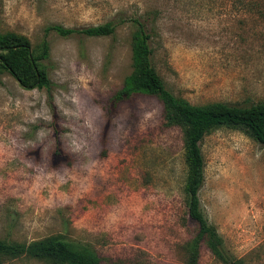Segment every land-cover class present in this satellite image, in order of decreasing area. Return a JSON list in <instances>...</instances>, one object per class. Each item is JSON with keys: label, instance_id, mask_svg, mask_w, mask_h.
Listing matches in <instances>:
<instances>
[{"label": "rangeland", "instance_id": "obj_1", "mask_svg": "<svg viewBox=\"0 0 264 264\" xmlns=\"http://www.w3.org/2000/svg\"><path fill=\"white\" fill-rule=\"evenodd\" d=\"M137 18L147 20L154 64L176 96L264 101V0H0V32L34 46L47 38L51 48L50 86L27 89L0 73L1 239L60 235L93 246L105 264H190L199 225L184 192V130L165 124L156 96L115 100L133 70ZM105 23L114 34L55 28ZM202 150L201 208L224 258L203 243L198 264H264V145L220 127Z\"/></svg>", "mask_w": 264, "mask_h": 264}, {"label": "trees", "instance_id": "obj_2", "mask_svg": "<svg viewBox=\"0 0 264 264\" xmlns=\"http://www.w3.org/2000/svg\"><path fill=\"white\" fill-rule=\"evenodd\" d=\"M138 31L132 37L133 70L126 77L123 87L115 94L120 101L135 94H148L160 99L164 108V120L168 126L184 130V156L187 177L184 185L188 214L199 225L198 233L187 243L190 264H198L203 243L217 257L224 258L223 238L217 228L209 223L202 208L200 190L205 184V157L202 141L213 129L220 127L239 128L264 145V101L241 105L225 101L193 104L171 91L157 70L153 55L152 34L147 20L137 18ZM55 27V26H54ZM61 35L75 32L89 36H109L115 33L114 23H105L78 29L55 27ZM51 29L48 27L47 32ZM47 38L33 45L31 40L16 32H0V73L9 72L27 89L51 85L43 60L50 56ZM28 256L44 260L47 264H105L104 258L91 245L65 240L60 235H51L30 242L9 241L0 238V264L7 259ZM243 264L241 259L230 260Z\"/></svg>", "mask_w": 264, "mask_h": 264}]
</instances>
